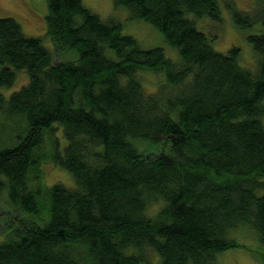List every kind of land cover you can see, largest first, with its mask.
Listing matches in <instances>:
<instances>
[{
	"label": "trees",
	"instance_id": "obj_1",
	"mask_svg": "<svg viewBox=\"0 0 264 264\" xmlns=\"http://www.w3.org/2000/svg\"><path fill=\"white\" fill-rule=\"evenodd\" d=\"M259 2L255 17L224 2L238 29L258 24L246 36L259 61L253 71L239 62L237 45L220 52L217 34L197 27L202 17L220 21L219 0H113L151 23L176 60L81 0H47L54 52L13 17H0V88L12 86L18 70L29 77L11 95L0 93V115L26 125L18 143L0 148L8 204L0 264H214L217 253L240 245L228 236L239 226L256 232L264 262ZM142 71L163 76L156 90L145 89ZM57 124L61 137L47 156L73 176L70 189L37 175L38 149Z\"/></svg>",
	"mask_w": 264,
	"mask_h": 264
},
{
	"label": "rangeland",
	"instance_id": "obj_2",
	"mask_svg": "<svg viewBox=\"0 0 264 264\" xmlns=\"http://www.w3.org/2000/svg\"><path fill=\"white\" fill-rule=\"evenodd\" d=\"M226 0H219V9H221L220 21L211 20L208 17L197 19V27L206 33L213 35L217 34L216 40L213 41V48L220 52L226 51L229 47L237 45L241 51L240 61L244 68L255 70L258 64V58L255 56V51L246 36L249 33H257L259 30L256 23L248 30L238 29L232 19V14L228 10L224 2ZM236 9L247 11L251 17H255V13L260 10L261 4L256 0H230ZM82 5L87 6L92 12L100 15L103 21L105 20H118L121 26L122 34L132 35L137 42L143 47L149 48L151 46L163 45L164 53L170 59L176 60L179 58L177 50L165 44L161 33L157 29L144 20H133L129 17L128 10L124 7H115L113 0H81ZM48 12L47 0H0V17H13L28 36H37L42 39L44 45L54 52V46L46 33V15ZM193 14H190V18ZM257 59V61H256ZM54 60H57L56 54ZM256 67V68H255ZM16 79L14 84L10 87L0 88V93L6 96L11 95L13 91L19 90L23 85L28 84V73L22 69L16 71ZM140 77L143 80V86L149 92L157 89V84L163 78L159 73L142 71ZM25 119L22 116L14 115L6 117L0 115V148L5 146L15 145L18 139L23 138L26 133ZM25 132V133H24ZM61 137L60 125H53L51 130L47 133L46 138L40 144L38 152L41 153L42 160L40 161V168L37 169V175L40 176L43 184L49 186L53 183H61L67 188H74L75 182L73 176L63 169L62 167L55 166L49 157L48 153L51 152V144L53 138L56 136ZM20 138V139H21ZM18 140V141H17ZM39 170V171H38ZM39 178V177H37ZM37 178L32 179L37 181ZM39 178V179H40ZM40 180V181H41ZM36 181L34 185H36ZM40 182L39 184H42ZM38 185V184H37ZM264 189L259 193H263ZM159 206L158 202L151 204L148 209L149 213L154 212ZM8 204L5 201V195L0 196V238H2V222L8 216ZM44 210L41 209V214ZM232 240L234 239L240 245L223 250L217 253L214 264H264L258 258L257 250L262 249L257 238L256 232H252L247 226H239L232 229L228 235Z\"/></svg>",
	"mask_w": 264,
	"mask_h": 264
}]
</instances>
